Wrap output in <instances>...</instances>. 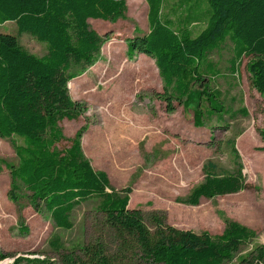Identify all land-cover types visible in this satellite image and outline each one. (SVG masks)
<instances>
[{
  "label": "trees",
  "instance_id": "1",
  "mask_svg": "<svg viewBox=\"0 0 264 264\" xmlns=\"http://www.w3.org/2000/svg\"><path fill=\"white\" fill-rule=\"evenodd\" d=\"M163 1L145 0L148 32L125 42L128 56L142 54L154 61L164 90L156 96L168 112L174 110L173 102L186 108L193 105L196 123L203 117L199 103L204 96L209 116L214 112L221 116L218 92H207L204 81L214 82L221 76L208 57L227 41L232 45V76L238 77L241 59L251 57L246 65L251 86L264 100V0H207L208 17L187 23L165 18ZM126 11V0H0V25L15 23L18 35L29 34L47 47L43 56H37L17 36L0 33V138L21 140L20 145L13 143L17 165L5 163L11 176L8 198L14 203L21 196L26 198L37 213L66 231L73 227L74 209L96 200V209L115 232L121 252L136 257L135 264L229 263L254 240V231L227 221L220 234L195 233L169 225L161 213L151 215L150 229L140 210L128 208L130 187L112 188L106 173L94 170L84 156L81 138L86 127L70 139L69 148L57 147L65 140L58 123L76 120L85 111L71 99L68 83L94 65L110 40L91 29L88 20L114 22ZM198 25V32L193 33V26ZM239 112L247 115L245 110ZM260 135L264 143V129ZM233 152L239 158L234 148ZM202 173L203 181L179 203L198 206L201 199L247 188L240 163L236 171L218 174L217 166L208 161ZM19 225V232L26 234L24 223ZM51 245L61 249L58 238ZM80 251V257L64 256L67 264H125L106 256L99 245ZM4 258L0 256V261ZM19 259L12 264H50ZM235 264H264V244L256 245Z\"/></svg>",
  "mask_w": 264,
  "mask_h": 264
},
{
  "label": "rangeland",
  "instance_id": "2",
  "mask_svg": "<svg viewBox=\"0 0 264 264\" xmlns=\"http://www.w3.org/2000/svg\"><path fill=\"white\" fill-rule=\"evenodd\" d=\"M126 6V13L114 22L88 20L91 29L110 40L94 65L68 83L71 99L85 111L76 120L58 123L65 140L57 147L69 148L70 139L86 127L81 138L84 156L94 170L106 173L112 188L130 187L128 208L140 210L150 229L154 213L163 214L177 229L195 233L220 234L227 221L251 229L256 234L254 240L226 263L235 264L256 245L264 244V143L260 135L264 100L251 86L246 68L251 57L241 59L236 78L230 69V42L209 54L221 76L214 82L205 78L204 82L207 92H218L221 116L215 112L209 116L204 96L199 103L203 117L196 123L193 105L186 108L173 102L174 110L168 112L165 102L156 96L164 90L152 59L127 53L125 41L148 32L146 2L126 0ZM163 7L165 18L181 23L203 21L210 10L207 0H164ZM199 27L193 26V33ZM0 33L17 36L20 44L37 56L47 51L46 45L31 35H18L15 23L0 25ZM147 70L152 76L145 73ZM195 89L201 90L198 86ZM240 110L247 115H241ZM14 142L21 144L18 138H0V256L5 257L0 264H12L17 258L67 264L64 256L80 257V249L89 245H99L106 256L116 257L120 263L137 262L131 253L121 252L115 232L96 209V200L74 209L73 227L67 231L56 228L47 215L37 213L26 198L10 201L11 176L5 163L13 167L18 163ZM208 161L217 166L218 174L232 173L240 163L247 188L201 199L198 206L179 203L203 181L202 167ZM20 222L27 227L26 234L19 232ZM54 238L59 239V251L51 245Z\"/></svg>",
  "mask_w": 264,
  "mask_h": 264
},
{
  "label": "crops",
  "instance_id": "3",
  "mask_svg": "<svg viewBox=\"0 0 264 264\" xmlns=\"http://www.w3.org/2000/svg\"><path fill=\"white\" fill-rule=\"evenodd\" d=\"M141 56H143V57H145V58H148L147 56L142 55V54L136 55L135 57H141ZM148 59H149V58H148ZM152 61H153V60H152ZM153 62H154V61H153ZM154 65H155V63H154ZM155 67H156V66H155ZM156 71L158 72L157 68H156ZM147 72H149V74H147L148 76H152L150 70H147L145 73H147ZM158 76H159V73H158ZM159 77H160V76H159Z\"/></svg>",
  "mask_w": 264,
  "mask_h": 264
}]
</instances>
